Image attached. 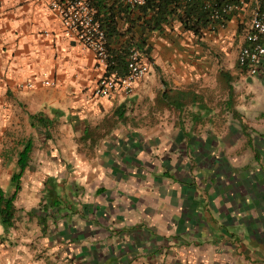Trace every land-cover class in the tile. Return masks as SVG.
I'll return each mask as SVG.
<instances>
[{
	"label": "crops",
	"instance_id": "0c3cea01",
	"mask_svg": "<svg viewBox=\"0 0 264 264\" xmlns=\"http://www.w3.org/2000/svg\"><path fill=\"white\" fill-rule=\"evenodd\" d=\"M52 1L0 0V175L12 119L25 113L48 139L63 133L56 144L30 137L22 185H35L22 186L14 227L0 224V264H264V64L249 76L238 63L255 0L197 34L179 14L143 31L132 27L141 7L90 0L105 29L117 25L109 48L131 36L151 47L134 93L111 97L95 94L106 71ZM50 177L61 205L44 230Z\"/></svg>",
	"mask_w": 264,
	"mask_h": 264
},
{
	"label": "built area",
	"instance_id": "2783aa9c",
	"mask_svg": "<svg viewBox=\"0 0 264 264\" xmlns=\"http://www.w3.org/2000/svg\"><path fill=\"white\" fill-rule=\"evenodd\" d=\"M114 1L135 9L154 0ZM249 1L239 0L237 3H224L219 6L216 4L214 8L211 2H207L206 7L212 8L211 18L217 21L243 8ZM255 3L251 19L244 30L245 44L241 46L238 56L240 67L249 76L258 75L264 64V0H255ZM51 7L60 17L66 33L74 36L83 48L91 50L95 54L98 67L106 71L96 85L95 94L99 97H111L121 91L126 95H132L135 84L149 73V63L138 44H133L129 49L127 72L109 73V68L114 62L109 51L107 31L94 4L90 0H53ZM28 87L33 85L29 83Z\"/></svg>",
	"mask_w": 264,
	"mask_h": 264
},
{
	"label": "trees",
	"instance_id": "16d2710c",
	"mask_svg": "<svg viewBox=\"0 0 264 264\" xmlns=\"http://www.w3.org/2000/svg\"><path fill=\"white\" fill-rule=\"evenodd\" d=\"M238 1L239 0H154L140 8L142 15L132 21V27L140 26L143 31L146 29H149V31H155L162 28V25L165 22H168L173 14H179L184 27L197 34L202 28H207L210 24L221 21H214L211 18L212 8H214L216 4L219 6L224 3H237ZM207 2H211L212 8L206 7ZM126 11V13L129 12L127 9ZM235 12L236 11L233 13ZM232 14L225 15L224 18L230 19ZM143 17H145L144 20ZM102 21L104 23V19H102ZM106 25L108 39L110 40L113 37L117 38L119 33L116 23L113 20L106 21ZM135 43L138 44L145 56L150 55L151 47L147 44L146 39L143 37L136 38L135 36H131L121 44L120 49L109 48L110 54L112 55V61L114 62L109 68V73L116 71L119 74H125L127 72V56L130 47ZM172 97H168L170 103L177 109L183 108L188 104V102L179 103ZM32 120L35 125L36 122H39V124L43 126L51 124V121L46 117L33 115ZM33 151V140L30 138L24 140L22 142V149L18 152L16 171L11 177V186L13 190L10 193H6L3 189L0 190V224L5 229L14 227L16 223L17 208L15 202L22 190V177L30 165ZM44 186V198L42 204L43 212L46 214L40 218V223L44 225L43 228L46 230L47 222L50 218L48 211L50 208L59 207L61 205V198L59 184L53 177L48 178L44 182Z\"/></svg>",
	"mask_w": 264,
	"mask_h": 264
},
{
	"label": "rangeland",
	"instance_id": "374dc122",
	"mask_svg": "<svg viewBox=\"0 0 264 264\" xmlns=\"http://www.w3.org/2000/svg\"><path fill=\"white\" fill-rule=\"evenodd\" d=\"M243 25V24H242ZM237 27H241V24L237 23L236 25L231 24V26L229 27L230 32L231 29H236ZM247 27L243 26V29H245ZM243 33V32H242ZM153 58L150 60L151 64H152V69L153 71L159 74V72L162 71V69H160V65L156 64L158 63V56L155 55V53L152 56ZM158 106V103L156 104V108ZM188 106V105H187ZM188 109V107H187ZM172 111H175L174 109H172ZM68 121H70V119H67V123ZM17 122V123H15ZM62 120H61V124L59 126H62ZM57 127V126H56ZM62 131L57 130L54 135V139H48L50 137H47L46 134L44 133L43 130H37L33 127L30 126L29 123V117L24 116L23 117H19L17 119H12L9 124H8V130H7V134H6V145H7V149H6V164L4 165V167L2 168V172L0 175V188H3L6 193H10L12 192L13 188L10 186V178L13 174V172L16 170V167L14 165V160L16 159V156L18 155V152L22 149V146L18 144L19 140H26L27 138L33 137L37 140V143H42V142H55V141H60L61 135H62ZM56 144V142H55ZM83 150H86V147H84ZM93 153L95 154V152L93 151ZM4 172V174H3ZM24 184L27 186H33L35 185V182L29 180L26 181L25 183L23 182V188H24ZM31 190V189H30ZM30 190H28V192H30ZM22 192V191H21ZM21 195L24 197L23 198V202L25 199H27L29 196H31L30 193L26 194V193H21ZM17 204L21 205L20 203V194L19 197L17 199ZM22 212V210H20ZM18 212V210H17ZM19 213H16V216L18 217ZM30 217L29 221L31 220H36V215L34 213H29V214H24V213H20L19 217L20 220H23V218H27ZM17 222V219H16ZM42 237V236H40Z\"/></svg>",
	"mask_w": 264,
	"mask_h": 264
}]
</instances>
